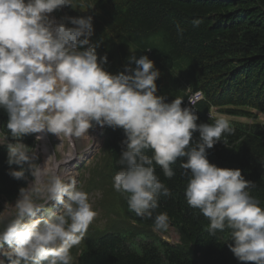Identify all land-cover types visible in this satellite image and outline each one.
I'll use <instances>...</instances> for the list:
<instances>
[{
	"label": "clouds",
	"instance_id": "1",
	"mask_svg": "<svg viewBox=\"0 0 264 264\" xmlns=\"http://www.w3.org/2000/svg\"><path fill=\"white\" fill-rule=\"evenodd\" d=\"M62 6L75 8L74 0H0V108L8 114L10 133L0 136V145H7L8 175L20 180L28 172L32 178L19 188L15 204L6 202L0 211V249L9 246L0 252V264H73L71 249L98 213L89 193L78 189L74 170L61 168L77 158L76 142L96 125L123 129L121 167L112 186L131 212L153 220L154 232L169 226L167 213L156 209L161 196L172 195L155 166L171 179L176 174L171 165L186 157L179 161L188 176L189 207L208 219L211 235L230 230L228 247L239 261L264 264V208L248 191L255 183L239 168L218 167L207 158V149L218 141L227 145L222 137L234 134L229 121L210 113L213 123L197 124L195 108L182 107L184 97L166 102L157 95L160 70L147 55L132 52L123 71H106L107 54L98 60L100 42L90 41L93 17L50 18ZM201 22L194 19L193 27ZM187 98L196 106L203 93ZM196 131L199 140L190 143ZM45 133L68 140L71 148L61 160L48 155L41 165L21 138L41 134L36 136L41 140ZM50 201L65 210L37 218L41 211L51 213Z\"/></svg>",
	"mask_w": 264,
	"mask_h": 264
},
{
	"label": "trees",
	"instance_id": "2",
	"mask_svg": "<svg viewBox=\"0 0 264 264\" xmlns=\"http://www.w3.org/2000/svg\"><path fill=\"white\" fill-rule=\"evenodd\" d=\"M74 6H66V11L56 9L52 14L56 19L65 15L93 17L90 41L100 42L98 60L107 54L103 65L106 71H123L132 52L137 58L147 55L160 70L156 94L164 96L166 102L184 97L182 107L195 108L197 124L213 123L210 113L221 118L213 110L252 118L226 119L234 134L222 137L227 145L218 141L206 151L210 163L239 168L246 180L253 181L255 187L248 191L264 208V122L254 121L258 112H264V0H74ZM194 19L202 21L198 27H193ZM197 91L203 93V99L191 106L187 96ZM7 120V112L0 108V136L10 135ZM104 133L114 175L121 167L117 161L125 134L122 128L108 126H104ZM21 139L29 149L35 144V134ZM197 140L198 131L190 143ZM6 158L7 145H0V211L5 200L16 199L19 188L28 185L30 175L26 172V179L12 178ZM186 159L178 158L171 165L176 173L171 179L155 166L159 179L172 193L160 197L156 213H167L168 228L179 230L182 243L172 244L156 235L141 238L144 232H108L85 245L79 264H252L239 261L230 251V230L211 235L208 219L187 204L188 176L179 161ZM124 205L132 219L153 227L152 219L129 210L126 199Z\"/></svg>",
	"mask_w": 264,
	"mask_h": 264
},
{
	"label": "rangeland",
	"instance_id": "3",
	"mask_svg": "<svg viewBox=\"0 0 264 264\" xmlns=\"http://www.w3.org/2000/svg\"><path fill=\"white\" fill-rule=\"evenodd\" d=\"M50 18H55L53 14H50ZM56 19V18H55ZM215 116L240 121H252L247 117H232L224 112L213 110ZM259 117L254 121L264 122V112H258ZM46 134V135H45ZM43 134V139L37 140L36 136L41 134H35V144L30 151H36L39 156L37 161L41 165L48 155L54 161H59L64 158V155L70 151L71 145L68 140H64L62 143L60 139L51 133ZM89 135L86 141H77L75 144V150L77 152V158L72 160L66 165H62L61 172L64 170H74V178L77 181V187L80 190L89 193V199L92 203L94 210L98 213L93 222L89 225L88 230L81 241V243L71 249L73 256V264H79V256L85 245L101 235L108 232H144V235H139L141 238H146L147 235H156L164 240L172 243H182V236L176 227H169L162 232H154L153 227L145 226L134 219H132L126 212L124 200L125 197L116 192L112 186V161L110 154L106 147V136L104 133V127L99 125L89 129ZM3 136V135H1ZM84 140V139H83ZM28 183L31 182V176L29 175ZM15 200H5L3 203V209L5 203L15 204ZM58 204L54 201L48 202L46 207L51 209V213H44L43 211L37 213V218L42 216V213L48 214L45 218H50L52 214H60L65 209L57 210ZM55 206V207H54ZM2 209V210H3ZM56 209V211H55ZM137 237V238H140ZM136 238V239H137ZM147 241H152L148 239ZM140 242V241H139ZM142 242V241H141ZM9 246L4 245L0 252L8 250ZM5 264H9L6 260Z\"/></svg>",
	"mask_w": 264,
	"mask_h": 264
},
{
	"label": "bare ground",
	"instance_id": "4",
	"mask_svg": "<svg viewBox=\"0 0 264 264\" xmlns=\"http://www.w3.org/2000/svg\"><path fill=\"white\" fill-rule=\"evenodd\" d=\"M237 120V119H236ZM43 135V134H42ZM46 135V134H45ZM87 138V137H86ZM86 138H84V140H82V141H86ZM70 164V163H69Z\"/></svg>",
	"mask_w": 264,
	"mask_h": 264
}]
</instances>
